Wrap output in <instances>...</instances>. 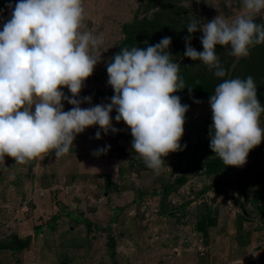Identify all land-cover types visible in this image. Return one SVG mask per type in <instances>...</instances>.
I'll use <instances>...</instances> for the list:
<instances>
[{
  "label": "rangeland",
  "instance_id": "374dc122",
  "mask_svg": "<svg viewBox=\"0 0 264 264\" xmlns=\"http://www.w3.org/2000/svg\"><path fill=\"white\" fill-rule=\"evenodd\" d=\"M16 2L0 0V30L10 18L7 5ZM83 7L81 31L101 37L103 44L96 53L101 62L79 94L91 96V104L80 106L110 102L114 92L107 84V63L134 16L137 23L145 19L142 27L134 24L133 43L124 47H146L171 37V59L180 64L183 81L192 82L173 93L189 106L180 141L186 147L164 157L168 167L156 174L132 150L130 129L115 121L113 110L119 131L101 132L96 139L99 126L88 127L64 156L56 158L51 151L25 164L6 156L0 162V264H264V139L242 167L219 165L210 172L206 157H217L207 154L211 109L209 101L193 100L190 91L251 76L264 105V43L242 58L232 56L230 46H217L221 64L229 67L223 78L183 55L190 22L204 25L216 16L231 22L245 14L243 0H83ZM254 20L264 24V10ZM202 35L191 34L197 51H203ZM63 91L71 97L67 88ZM62 103L64 111L71 109ZM260 125L264 128V113ZM106 145V153L93 155ZM185 151L187 162L195 160L196 167H187L181 157ZM16 247L19 252L9 251Z\"/></svg>",
  "mask_w": 264,
  "mask_h": 264
},
{
  "label": "clouds",
  "instance_id": "9594fccd",
  "mask_svg": "<svg viewBox=\"0 0 264 264\" xmlns=\"http://www.w3.org/2000/svg\"><path fill=\"white\" fill-rule=\"evenodd\" d=\"M243 5L245 14L231 22L219 16L204 25L190 22L183 55L201 61L215 77H226L217 46H230V54L242 58L264 43V24L254 20L264 10V0H243ZM7 7L10 18L0 30V162L7 156L25 164L51 151L59 158L91 126H99L96 139L101 132L116 133L113 110L115 121L130 129L132 150L156 174L167 166L164 157L186 147L180 141L189 106L173 95L185 86L180 64L168 51L171 37L146 47L121 48L107 63V84L114 92L110 102L82 108V103L91 104V96L79 94L101 62L96 53L103 44L101 37L81 31L83 0H17ZM196 31L203 33V51L191 46ZM64 101L72 105L70 110L64 111ZM209 105L210 149L226 166L242 167L264 139V105L253 77L224 79L209 96ZM109 148H98L93 155Z\"/></svg>",
  "mask_w": 264,
  "mask_h": 264
},
{
  "label": "trees",
  "instance_id": "16d2710c",
  "mask_svg": "<svg viewBox=\"0 0 264 264\" xmlns=\"http://www.w3.org/2000/svg\"><path fill=\"white\" fill-rule=\"evenodd\" d=\"M150 1L151 0H149V4H150ZM5 3V2H4ZM7 4V3H6ZM135 18H134V24L135 23H137L136 21V16H134ZM146 20L144 19V20H141L140 22H138L137 23V26L138 27H140V25H141V27H142V24L145 22ZM130 24V23H129ZM134 24H130V25H128L126 28H125V32H126V39L122 42V44L119 46V48H118V50L116 51V53L115 54H117V53H119L120 52V50H121V48H124V45H126L127 43H133V38H134V36H133V34L135 33V31H136V27H134L135 25ZM147 25H150L151 27H152V24L150 23H147ZM149 26V27H150ZM143 36H145V34H143L142 36H141V38L143 37ZM126 43V44H125ZM142 47H145V46H142ZM239 64H242L241 63V61L239 62ZM246 64V63H245ZM244 64V66H243V70L244 71H247V68H248V66L247 65H245ZM246 66V67H245ZM262 66H264V65H262ZM245 68V69H244ZM226 70V73H228L229 72V67L228 68H226L225 69ZM236 67L235 68H233V70H232V72H233V76H235L236 74ZM231 75H232V73H231ZM240 75V74H239ZM181 76V75H180ZM240 77H243L242 76V74L240 75ZM235 78V77H234ZM237 78H239V77H237ZM184 79V78H183ZM223 81V80H222ZM221 81V82H222ZM184 82H185V84H188L189 85V87H192V82L190 81V80H188V81H185L184 80ZM220 82V83H221ZM215 84H211V85H201L200 87H197V88H190V91H191V93L193 94V96H192V99L194 100V99H203V100H206V101H209V96L210 95H212V94H214V89H215V87L218 85V84H216L215 86H214ZM210 151H212L211 149H210V147H208V149H207V154L210 152ZM186 153V151L185 152H183L182 154H181V157H182V159L184 160V159H186V165H187V167H196V165H193V164H196V162H194L195 160H193V161H191V160H189L188 162H187V157L184 155ZM213 153V152H212ZM210 155H212V154H210ZM210 155H208V156H210ZM207 156V157H208ZM204 157H206V156H204ZM207 157H206V160H205V166H212L211 168H213V170H211L210 172H213L214 171V169H217L218 168V166L219 165H222V166H226L223 162H222V160L217 156L215 159L214 158H210V159H212L213 161H208L207 160ZM209 158V157H208ZM181 159V160H182ZM182 160V161H183ZM181 181V180H180ZM181 209H184V206L183 207H181ZM180 209V210H181ZM200 230H202L203 231V229H201V227H200V225H199V227H198ZM14 242L17 244H19L20 246H21V242H19V241H16V240H14ZM21 248L20 247H16L15 249L14 248H12V249H8L9 251H11V252H19V250H20Z\"/></svg>",
  "mask_w": 264,
  "mask_h": 264
},
{
  "label": "crops",
  "instance_id": "0c3cea01",
  "mask_svg": "<svg viewBox=\"0 0 264 264\" xmlns=\"http://www.w3.org/2000/svg\"><path fill=\"white\" fill-rule=\"evenodd\" d=\"M34 160H36V159H34ZM35 163V161H33L31 164H34Z\"/></svg>",
  "mask_w": 264,
  "mask_h": 264
}]
</instances>
